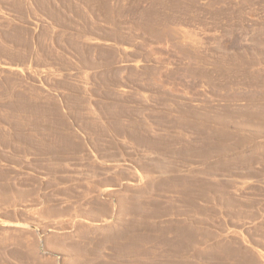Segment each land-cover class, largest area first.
I'll return each instance as SVG.
<instances>
[{
    "label": "rangeland",
    "instance_id": "rangeland-1",
    "mask_svg": "<svg viewBox=\"0 0 264 264\" xmlns=\"http://www.w3.org/2000/svg\"><path fill=\"white\" fill-rule=\"evenodd\" d=\"M0 264H264V0H0Z\"/></svg>",
    "mask_w": 264,
    "mask_h": 264
}]
</instances>
